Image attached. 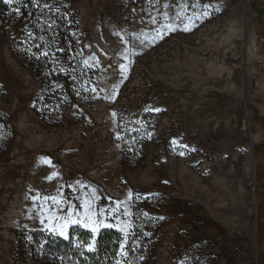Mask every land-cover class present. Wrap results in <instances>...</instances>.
Returning a JSON list of instances; mask_svg holds the SVG:
<instances>
[{
    "label": "rangeland",
    "instance_id": "obj_1",
    "mask_svg": "<svg viewBox=\"0 0 264 264\" xmlns=\"http://www.w3.org/2000/svg\"><path fill=\"white\" fill-rule=\"evenodd\" d=\"M0 2V264H264V0Z\"/></svg>",
    "mask_w": 264,
    "mask_h": 264
},
{
    "label": "trees",
    "instance_id": "obj_2",
    "mask_svg": "<svg viewBox=\"0 0 264 264\" xmlns=\"http://www.w3.org/2000/svg\"><path fill=\"white\" fill-rule=\"evenodd\" d=\"M5 6L0 2V8ZM41 57L31 61L37 73H42ZM77 235L85 242L89 233L77 229ZM121 233L115 229L107 228L100 231L96 237L94 250H86L82 244L75 245L70 240L60 237L45 236V250L56 258V264H113L121 242Z\"/></svg>",
    "mask_w": 264,
    "mask_h": 264
},
{
    "label": "snow or ice",
    "instance_id": "obj_3",
    "mask_svg": "<svg viewBox=\"0 0 264 264\" xmlns=\"http://www.w3.org/2000/svg\"><path fill=\"white\" fill-rule=\"evenodd\" d=\"M4 2L5 3H12L13 0H4ZM121 67L123 68L124 66L122 65ZM101 212H103V209H101ZM71 222L72 223H76L77 221H71ZM92 224L95 225V226H92V232L95 234L98 231V228L100 227V225L99 224H96L94 221L92 222ZM66 226H67L66 224L62 226V229H61V232H60L61 235H64L65 234L64 231H63V228L66 227ZM84 226L85 227H90L91 225L86 223ZM105 226H110V225H105ZM90 247H91V245H90Z\"/></svg>",
    "mask_w": 264,
    "mask_h": 264
},
{
    "label": "bare ground",
    "instance_id": "obj_4",
    "mask_svg": "<svg viewBox=\"0 0 264 264\" xmlns=\"http://www.w3.org/2000/svg\"><path fill=\"white\" fill-rule=\"evenodd\" d=\"M230 49V48H229Z\"/></svg>",
    "mask_w": 264,
    "mask_h": 264
}]
</instances>
